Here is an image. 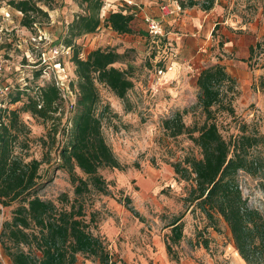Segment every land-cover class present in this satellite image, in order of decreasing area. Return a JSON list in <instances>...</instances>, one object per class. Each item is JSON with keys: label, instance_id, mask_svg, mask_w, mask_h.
<instances>
[{"label": "rangeland", "instance_id": "374dc122", "mask_svg": "<svg viewBox=\"0 0 264 264\" xmlns=\"http://www.w3.org/2000/svg\"><path fill=\"white\" fill-rule=\"evenodd\" d=\"M74 2L79 9V0ZM121 8L124 10L125 6L118 10ZM187 8L192 12L180 13L170 22L162 23L163 35L151 34L147 17L133 11V33L119 34L103 23L98 34L77 41L83 46V57L96 48L125 53L124 60L114 66L127 70L128 83L123 90L104 84L99 85V90L101 105H108L103 125L106 140L120 162L128 167L123 170L102 168L100 172L109 182L111 193L92 192L85 196L87 219L90 212L96 211L99 222L94 232L105 240L116 264H136L137 247L144 250L149 244L154 246L155 236L165 242L171 233L166 224L179 215H184V236L173 245L174 252L169 254L172 263L249 264L239 255L223 219L218 227L207 226L210 221L204 213L186 203L185 197L193 181L178 175L171 163L186 153L199 156L200 150L186 134L176 138L170 136L163 121L180 111L186 125L204 122L205 115L197 103L196 80L203 68L219 62L235 77L238 87V95L233 101L234 114L217 113L223 135L227 139L236 137L245 127L249 133L264 137V90L254 87L264 73L262 61L255 67L244 61L250 44L264 34V3L262 0H215L209 11L199 5ZM108 14H101V17L104 19ZM44 28L56 35L47 34V38L41 40L37 34L44 32ZM40 30L26 32V43L13 52L12 61L18 66L3 68L4 75L10 80L13 78V95L19 85L29 87V92L34 94L37 85L58 81L67 109L75 100V94L69 91L70 81L75 78V66L70 60L71 53L66 51L59 54L64 68L56 66L52 52L60 45L58 38L64 29L61 25L58 29L45 25ZM40 51L47 52L45 62L39 58ZM38 71L42 74L35 77ZM22 99L10 105L7 113L23 107L27 98L23 96ZM20 117L28 127L27 134H21V139L28 140L29 157L45 160L40 173L48 182L39 191V196L62 206L58 197L67 193L73 199L74 185L67 170L56 168L61 163L56 146L49 151L50 144L42 145L41 138L49 139L52 123L44 122L30 112L21 111ZM65 121L66 114L62 123ZM57 137L63 138L62 133L59 132ZM16 148L20 151L19 146ZM251 157L259 161L258 172L250 174L240 170L238 180L249 206L264 215V141L251 149ZM77 173L83 175L79 169ZM126 195L140 216L118 200ZM16 205L6 207L0 203V226L11 218ZM108 222L114 223L116 230L110 231ZM142 254L146 252L142 251ZM3 263L8 264L0 247V264ZM77 264L102 263L80 254Z\"/></svg>", "mask_w": 264, "mask_h": 264}, {"label": "trees", "instance_id": "16d2710c", "mask_svg": "<svg viewBox=\"0 0 264 264\" xmlns=\"http://www.w3.org/2000/svg\"><path fill=\"white\" fill-rule=\"evenodd\" d=\"M57 2L7 0L8 5L22 12L20 24L33 33L50 24V11L57 7ZM179 3L183 8L199 5L209 11L215 0ZM79 5L82 11L76 13L60 35V45L56 47L69 48L68 54L71 53L75 78L70 81V90L75 94L74 102L66 109L62 87L51 81L37 85L34 94L29 92V87L19 85L17 93L13 95L12 89L7 96L10 99L6 101L10 106L26 96L23 107L10 113H7L9 106L2 109L6 121L0 125V203L6 207L17 204L11 218L0 226V247L8 264H77L80 254L94 257L102 264H116L105 240L94 232L99 222L96 211L90 212L87 219L85 196L92 192L111 193L109 182L100 172L102 168L123 170L128 167L120 162L106 140L103 125L108 105H101L99 90L100 84L123 90L128 83L127 70L114 66L124 60L125 53L96 48L83 57V46L77 41L98 31L103 23L119 34H131L134 32V13L120 9L109 12L103 19L104 0H79ZM39 36L43 40L42 33L37 34ZM59 59L63 63L61 57ZM244 61L250 67L262 61L264 69V34L250 44ZM41 74L38 71L35 77ZM196 84L197 103L205 115L204 122L186 125L182 112L178 111L165 119L163 126L174 138L186 134L199 148L200 155L186 153L171 164L183 179L193 181L185 201L204 213L210 221L207 226L218 227L223 219L239 255L249 264H264V215L249 206L238 180L240 170L250 174L258 172L260 164L251 157V149L262 144L264 137L249 133L245 127L236 137L227 139L223 135L217 113L227 111L234 114L233 101L238 95L237 81L225 65L218 62L203 68ZM254 87L264 90V73ZM122 96H125L124 92ZM21 111L52 123L49 139L41 138L42 145L50 144L49 151L56 146L61 161L56 168L67 170L74 185L73 199L67 193L58 197L62 206L39 196V191L48 182L40 173L45 160L29 157L27 153L29 143L27 138L21 139V134H27L28 127L20 117ZM65 114L66 121L62 123ZM59 132L63 135L61 139L57 137ZM77 169L83 175L78 174ZM118 200L140 216L139 211L130 205L129 196ZM183 216H175L166 224L171 230L165 240L169 254L174 252L173 245L184 236Z\"/></svg>", "mask_w": 264, "mask_h": 264}, {"label": "crops", "instance_id": "0c3cea01", "mask_svg": "<svg viewBox=\"0 0 264 264\" xmlns=\"http://www.w3.org/2000/svg\"><path fill=\"white\" fill-rule=\"evenodd\" d=\"M177 1L178 0H104L101 14L104 16L108 12L116 11L119 7L125 6L124 12L136 11V15H142L145 18L151 17L161 23H167L173 19L172 17H176L180 13L166 14L162 7L167 4L172 5ZM75 5L74 0H61L60 4L55 9L50 11V28L58 29L61 25L64 31H66L68 24L73 21L76 13L82 11L81 8L78 9ZM185 12L191 13L192 11L189 8H184V11L181 13ZM22 15L21 11L8 5L7 0H0V64L5 69H10L11 65L14 66V64H16L12 61L13 52L17 51V48H22L28 38L26 32H29V29L20 24ZM101 27L102 25L98 31ZM98 31L86 34L82 39L89 36L93 37V35L99 33ZM41 33L45 39L47 38V34L50 36L56 35V33L52 34L45 28L44 32L41 31ZM16 66L18 65L16 64ZM8 80L11 81L13 78H11V80L8 78ZM107 224L110 226V231L116 230V226L113 225L114 223L111 224V222H108ZM153 244L154 246H152V244L147 245L144 250L137 247L138 254L136 255V264H174L170 261L166 243L163 242L159 236H155ZM142 251H145L146 254H142Z\"/></svg>", "mask_w": 264, "mask_h": 264}, {"label": "built area", "instance_id": "2783aa9c", "mask_svg": "<svg viewBox=\"0 0 264 264\" xmlns=\"http://www.w3.org/2000/svg\"><path fill=\"white\" fill-rule=\"evenodd\" d=\"M162 8H163L164 13L166 14L181 13L184 11L183 6L178 1L172 5L170 4L164 5ZM146 21L148 22V28L151 34L156 35V36L163 35V32H164L163 25L160 21L154 18H150V17H147ZM39 38L41 39L42 37L39 36ZM34 40H36V38H34ZM64 51L68 53L69 48L65 49L62 47L61 49L55 48L52 50L53 57L55 58V65L60 66L62 68H64V64L60 61L59 54H62V52ZM46 54H47L46 51H41L40 56H39V58L44 62L46 61ZM56 82L57 84H59L58 81ZM12 89H13V83L9 81L7 77H5L4 69L2 65H0V125L2 121H6L5 117L2 115V109H5L9 106V103L6 101V99H7L8 94L12 91ZM69 91L71 94H73L70 88H69ZM63 96L65 97L64 94Z\"/></svg>", "mask_w": 264, "mask_h": 264}]
</instances>
